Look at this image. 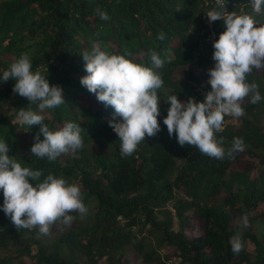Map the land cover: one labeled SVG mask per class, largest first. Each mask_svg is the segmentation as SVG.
<instances>
[{
	"label": "trees",
	"instance_id": "obj_1",
	"mask_svg": "<svg viewBox=\"0 0 264 264\" xmlns=\"http://www.w3.org/2000/svg\"><path fill=\"white\" fill-rule=\"evenodd\" d=\"M215 8L216 0H0V75L28 53L32 71L64 90L65 103L44 110V123L52 131L77 123L84 146L53 162L32 156L39 126L28 129L16 117L20 108L38 106L13 92L15 81L2 79L0 141L22 166L41 170V179L51 173L77 185L89 210L71 213V226L54 224L47 235L38 227L17 231L2 210L0 190V264H264V215L257 213L264 204V99L251 104L246 98L239 119L225 116L217 138L225 148L235 137L246 145L235 159L181 147L163 124L169 95L201 102L200 87L211 90L204 82L215 65L213 42L225 31L223 21H208ZM226 8L264 24V8L255 13L252 0H227ZM96 9L110 19L101 20ZM94 42L149 67L151 51L165 61L156 69L164 80L161 131L130 156L121 155L109 125L114 109L80 83L87 75L81 54ZM247 82L257 83L264 97V69ZM235 236L244 246L239 254L229 243Z\"/></svg>",
	"mask_w": 264,
	"mask_h": 264
},
{
	"label": "clouds",
	"instance_id": "obj_2",
	"mask_svg": "<svg viewBox=\"0 0 264 264\" xmlns=\"http://www.w3.org/2000/svg\"><path fill=\"white\" fill-rule=\"evenodd\" d=\"M226 3L227 0H216L217 8L206 14L209 23L223 21L225 28L217 40L214 41L215 33L208 38L214 41L212 59L215 65L208 70L207 81L211 90L203 93L202 102L194 98L181 102L177 95H169L164 102L170 107L163 119L169 136L175 135L181 147H196L202 154L220 161L235 159L236 154L246 147L242 137L233 138L228 148L224 147L223 137L217 138V134L224 130L225 116L239 119L245 115L242 104L246 98H250L251 104L264 99L258 84L247 82V76L254 70L264 69V24L257 26L251 15L229 12ZM262 8L264 0H252L255 13H260ZM95 11L101 20L110 19L105 11ZM157 38L163 40L165 36L161 33ZM81 55L87 75L80 83L95 94L99 102L114 109L109 125L121 142V155L130 156L146 137H154L161 131L158 90L163 87L164 80L156 69L162 68L165 61L156 51H151L149 67L125 58V55L109 54L95 42L90 52ZM0 79L15 81L13 92L26 98L29 104L38 106V111L20 108L16 117L28 129L39 126L31 147L32 156L53 162L83 148L81 127L77 123L67 122L55 131L44 123V110L65 103L64 90L61 86L50 85L39 71H32L28 53L14 60ZM203 90L207 89L202 88L201 93ZM8 152L6 142L0 141L2 210L17 231L38 227L41 234L47 235L54 224L71 226L76 219L71 213L88 214L77 185L51 173L41 179L44 176L41 170L22 166ZM248 223L245 215L243 224L247 226ZM229 243L234 254L243 250L238 236L232 237Z\"/></svg>",
	"mask_w": 264,
	"mask_h": 264
},
{
	"label": "rangeland",
	"instance_id": "obj_3",
	"mask_svg": "<svg viewBox=\"0 0 264 264\" xmlns=\"http://www.w3.org/2000/svg\"><path fill=\"white\" fill-rule=\"evenodd\" d=\"M140 58H142V56L140 55L139 56ZM201 74H202V76H203V72H201ZM205 81V80H204ZM205 84L204 85H206L207 84V81H205L204 82ZM203 87H200V89H199V91H201V89H202ZM205 89V88H204ZM206 91V92H205ZM203 90L202 91V100H201V102L204 100V97H203V93L204 94H206L207 92H208V90ZM241 159H243V157L241 156L240 157V159L239 160H241ZM242 161V160H241ZM250 161H248V163H249ZM253 167V166H252ZM257 213L259 214V215H264V204H262L259 208H258V210H257Z\"/></svg>",
	"mask_w": 264,
	"mask_h": 264
},
{
	"label": "bare ground",
	"instance_id": "obj_4",
	"mask_svg": "<svg viewBox=\"0 0 264 264\" xmlns=\"http://www.w3.org/2000/svg\"><path fill=\"white\" fill-rule=\"evenodd\" d=\"M214 25V24H213ZM106 50V49H105ZM141 52V51H140ZM145 60H146V57H145ZM144 63V62H143ZM72 98V97H71ZM75 98V97H74ZM97 101V100H96ZM81 102V101H80ZM91 102V101H90ZM79 103V102H78ZM76 104V103H75ZM90 107V106H89ZM88 112V111H87ZM90 112V111H89ZM95 117V116H94ZM92 118V117H91Z\"/></svg>",
	"mask_w": 264,
	"mask_h": 264
},
{
	"label": "built area",
	"instance_id": "obj_5",
	"mask_svg": "<svg viewBox=\"0 0 264 264\" xmlns=\"http://www.w3.org/2000/svg\"><path fill=\"white\" fill-rule=\"evenodd\" d=\"M214 38V35L212 36V39Z\"/></svg>",
	"mask_w": 264,
	"mask_h": 264
}]
</instances>
